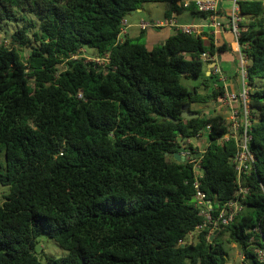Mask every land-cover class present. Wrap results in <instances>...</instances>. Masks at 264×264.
Here are the masks:
<instances>
[{
	"label": "trees",
	"instance_id": "trees-1",
	"mask_svg": "<svg viewBox=\"0 0 264 264\" xmlns=\"http://www.w3.org/2000/svg\"><path fill=\"white\" fill-rule=\"evenodd\" d=\"M181 2L0 0V30L18 25L9 45L0 43V186L9 187L0 264H44L43 235L66 252L49 264H227L225 236L246 264H264V0L239 1L255 162L242 179L243 211L214 231L194 205L192 166L175 155L179 139L210 126L202 190L216 213L236 199L237 146L219 143L227 120L192 110L225 93L202 54L233 48L180 32L153 48L119 40L122 20L146 3H166L165 18L182 10L207 18ZM84 49L109 63L88 61ZM203 74L199 85L183 84ZM189 104L200 116L184 120ZM197 230L195 243L180 244Z\"/></svg>",
	"mask_w": 264,
	"mask_h": 264
},
{
	"label": "built area",
	"instance_id": "built-area-1",
	"mask_svg": "<svg viewBox=\"0 0 264 264\" xmlns=\"http://www.w3.org/2000/svg\"><path fill=\"white\" fill-rule=\"evenodd\" d=\"M221 5L222 0H187L181 2L180 6L182 8L189 9L194 7L197 12L207 15L204 22L199 24L182 23L178 20V14L173 13L171 17L164 18L160 21L146 22L145 20H140L138 25L142 32L150 29L161 30L164 28H170L175 32L196 37L202 36L205 30L212 28L217 32L223 30L228 31L235 39V41H233L236 44L235 53L237 55L238 63V90H228V79L221 67L217 64L218 55L212 56L209 53H203L201 58L208 64V66L215 63V66L209 70V74L217 76L225 88V93L220 102L222 107L228 110V117L226 118L228 131L227 134L220 139L219 143L223 144L234 140L237 146L236 154L231 159V163L237 173V182L240 187L236 194V199L227 202L216 213L212 202L207 199L206 193L202 190L201 180L204 177L202 158L207 148L208 138L205 143H201V141L204 138L205 133L208 136L210 126L206 128V132L200 131L195 138L179 139L181 148L177 153L180 155L181 162L186 163L193 168V187L195 190L193 202L195 207L205 218V225L210 224L213 227V231L222 226H228L243 211L244 206L240 199L244 198L248 193V189L241 186L242 179L243 176L251 170L255 162V157L250 149V142L252 140L251 130L254 123V117L251 110V87L249 86L247 71L248 58L242 52L238 42L241 34L246 31V28L242 26L244 20L241 16L239 0H234L232 4H230L227 13L221 12ZM127 26L128 20L123 19L121 22V33L119 35L120 41H122L121 36L126 34ZM90 62H94L101 67H106L109 63V56L106 55L103 58L97 57ZM185 243L187 242H180V244Z\"/></svg>",
	"mask_w": 264,
	"mask_h": 264
},
{
	"label": "rangeland",
	"instance_id": "rangeland-1",
	"mask_svg": "<svg viewBox=\"0 0 264 264\" xmlns=\"http://www.w3.org/2000/svg\"><path fill=\"white\" fill-rule=\"evenodd\" d=\"M187 1V0H182ZM226 4L229 6L232 4L234 0H226ZM242 1V0H239ZM248 1H254V0H248ZM169 10V6L166 3H146L141 6L140 12H132L129 16V22H137L140 20H145L146 22H155L160 21L165 18ZM18 27L17 24H11L3 27L0 30V43L3 45L8 46L10 43V36L15 31V29ZM138 31L137 29L130 30L131 38H134L135 42H146L148 44V37L145 34L141 39L135 38V32ZM163 33L162 30H153L150 29L148 32L149 34H158ZM158 36V35H157ZM232 40L235 41L233 35ZM125 36L122 35L121 39H123ZM153 41H158L157 37H152ZM236 47V46H235ZM83 57H86L88 61H93L95 58H97V55L95 51L84 49L83 50ZM233 57L234 60L237 59V56L233 55L231 52H227L222 55V60L228 62ZM233 59L232 62L233 63ZM205 69L208 70V64H205ZM204 79V74L199 79H191V80H184L183 84L189 88H192L194 86L199 85V83ZM228 82V81H227ZM217 88V87H216ZM211 91V90H210ZM201 93H205L204 89L201 87L199 90ZM192 110H199L202 111L203 115H223L225 118L228 117V110L226 108H223L221 105V102H210L207 104H193ZM254 116H256V112L253 111ZM206 132V131H205ZM208 136L204 135V138L202 139L201 143H205L207 141ZM208 142V141H207ZM9 193V187L7 186H0V204L4 202V196ZM200 230H197L193 234H191L187 239V243H195L197 241V236L199 234ZM225 241V248L228 253L227 257V264H246L245 259L240 251V249L235 244H228L227 243V236L224 238ZM37 253L41 255V258L44 262V264H49L47 261V257H54V258H61L66 255V252L62 250L53 240L48 238V236L43 235L39 238L38 244L36 246Z\"/></svg>",
	"mask_w": 264,
	"mask_h": 264
},
{
	"label": "crops",
	"instance_id": "crops-1",
	"mask_svg": "<svg viewBox=\"0 0 264 264\" xmlns=\"http://www.w3.org/2000/svg\"><path fill=\"white\" fill-rule=\"evenodd\" d=\"M226 0H222V5H221V12L227 13V9L228 6L226 4ZM137 12H140V9L137 10ZM128 20V26H127V30H126V34L124 35L126 37H130V30L132 31V29H137L138 31H133L135 32V38H139L141 35V31L139 28V21L137 22H129V17L127 18ZM178 20L182 23H188V24H199L201 22H204V19H198L195 18L191 15L190 10H182V13L178 16ZM162 30V34L159 32L158 34H149L148 31H146V35L148 37V46L153 48L157 45L163 44L168 37H170L171 35L175 34L176 32L173 29L170 28H164L161 29ZM158 35V36H157ZM202 36H204L203 38L205 40H207L209 37H212L214 39V43L216 46H221L224 43L226 44H231L233 51L232 54L237 56L235 53L236 47H235V42L232 40V36L228 31H220L217 32L214 29L210 28L205 30V32H203ZM152 37H157L158 41H153ZM223 55V54H222ZM222 55H218L217 56V64L221 67V69L223 70L225 76L228 79V90H238L239 89V83H238V63H237V59L234 60L233 57V63L230 62L232 61L229 60L228 62L223 61L222 60ZM207 76H210L209 71L206 73Z\"/></svg>",
	"mask_w": 264,
	"mask_h": 264
},
{
	"label": "water",
	"instance_id": "water-1",
	"mask_svg": "<svg viewBox=\"0 0 264 264\" xmlns=\"http://www.w3.org/2000/svg\"><path fill=\"white\" fill-rule=\"evenodd\" d=\"M263 5H264V2H263ZM213 66H215V63H213L212 65H209L208 66V70H210ZM189 108H190V104L185 107L184 112H183V114L181 116L182 119H184V120H192V119L198 118L200 116L199 114L192 112ZM168 119L174 121L170 117ZM174 122H178V121H174ZM175 159L178 162H181V158H180L179 154L175 155Z\"/></svg>",
	"mask_w": 264,
	"mask_h": 264
}]
</instances>
